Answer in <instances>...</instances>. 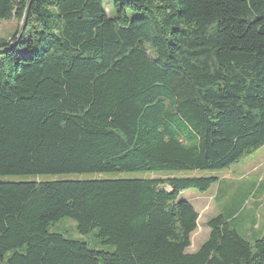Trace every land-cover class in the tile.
I'll return each mask as SVG.
<instances>
[{
  "label": "trees",
  "instance_id": "trees-1",
  "mask_svg": "<svg viewBox=\"0 0 264 264\" xmlns=\"http://www.w3.org/2000/svg\"><path fill=\"white\" fill-rule=\"evenodd\" d=\"M112 2L0 0L21 22L0 39V176L25 177L0 181V264H264L222 214L190 251L177 200L264 145V0ZM160 171L181 174L102 176ZM63 217L113 251L50 231Z\"/></svg>",
  "mask_w": 264,
  "mask_h": 264
},
{
  "label": "rangeland",
  "instance_id": "rangeland-1",
  "mask_svg": "<svg viewBox=\"0 0 264 264\" xmlns=\"http://www.w3.org/2000/svg\"><path fill=\"white\" fill-rule=\"evenodd\" d=\"M102 5L108 17L115 16L112 0H102ZM126 14L130 20L140 15V13L130 9H126ZM20 25L21 22L14 18L0 19V39L9 41L18 31ZM177 174L181 173L170 171L156 173L123 172L119 174H103L102 176L108 178H147ZM199 174L216 176L217 181L206 191L202 192L196 188H188L181 191L177 197V200H186L196 204V206L199 202L208 206L204 217L198 219L197 229L202 227L203 232L199 236L195 234L196 230L192 233L190 251L194 247L197 249L206 240L209 234L207 221L217 214H222L228 220L230 228L236 230L242 238L249 242L264 237V146L254 151L252 156L243 157L229 168L219 171H203ZM94 176V174H73L62 177L91 178ZM22 180H25L24 176H0V181ZM49 230L59 232L69 239L84 241L92 249L107 252H111L114 249L112 245L102 244L99 238L95 236L96 227L86 234L78 233L75 229L74 220L69 217H63L52 223Z\"/></svg>",
  "mask_w": 264,
  "mask_h": 264
},
{
  "label": "crops",
  "instance_id": "crops-1",
  "mask_svg": "<svg viewBox=\"0 0 264 264\" xmlns=\"http://www.w3.org/2000/svg\"><path fill=\"white\" fill-rule=\"evenodd\" d=\"M264 146V145H263ZM262 147V146H261ZM260 147V148H261ZM253 154V153H252ZM252 154H250V155H247V156H252ZM192 204V203H191ZM192 206L194 207V209L196 210V212L198 213V219L200 218V217H204V215H205V212H206V210L208 209V206L207 205H202V203L201 202H199V204L196 206V204H192ZM218 215V214H217ZM198 219H197V228H198ZM196 228V231H195V234L196 235H200V233H202L203 232V228L202 227H200L199 229H197ZM197 230H198V233H197ZM193 250H195V247L194 248H192ZM192 250V251H193Z\"/></svg>",
  "mask_w": 264,
  "mask_h": 264
}]
</instances>
